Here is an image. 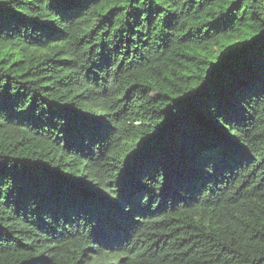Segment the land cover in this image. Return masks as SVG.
Instances as JSON below:
<instances>
[{"label": "trees", "instance_id": "16d2710c", "mask_svg": "<svg viewBox=\"0 0 264 264\" xmlns=\"http://www.w3.org/2000/svg\"><path fill=\"white\" fill-rule=\"evenodd\" d=\"M0 264H264V0H0Z\"/></svg>", "mask_w": 264, "mask_h": 264}]
</instances>
